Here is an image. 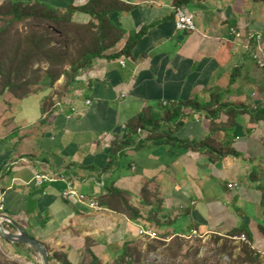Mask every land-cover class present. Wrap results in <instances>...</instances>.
<instances>
[{
    "label": "crops",
    "instance_id": "0c3cea01",
    "mask_svg": "<svg viewBox=\"0 0 264 264\" xmlns=\"http://www.w3.org/2000/svg\"><path fill=\"white\" fill-rule=\"evenodd\" d=\"M15 1L66 12L90 0ZM117 1L132 6L108 16L122 34L105 54L117 56L97 58L52 104L47 102L51 88L40 85L22 99L9 91L0 96V193L6 205L2 224L7 232L17 233L15 222L43 243L56 255L51 264H64L63 257L66 264H114L126 244L142 242L139 229L154 235L182 237L196 230L223 236L241 226L251 232L255 260L261 255L264 261L262 193L257 188L264 183V121L250 124L248 116L242 117L232 141L241 156L217 163L203 152L150 141L120 151L127 123L145 108L158 110L160 104L195 97L208 102L211 90L227 89L234 71L236 81L224 98L264 105V67L253 57L258 54L264 62V0H190L180 8L193 17L194 33L175 30L174 0ZM90 20L82 13L73 19L80 25ZM142 27L146 31L130 53L119 54ZM187 114L177 138L202 141L211 135L205 113ZM219 121H226L224 114ZM146 136L141 133L140 140ZM114 145L120 150L106 171ZM253 171L256 181L249 179ZM61 173L73 181L78 194L98 205L105 185L113 182L114 188L129 194L130 205L144 219L152 214L162 227L130 220L101 205L92 209L77 200L69 202L62 198L66 186L60 181L35 184L37 175ZM175 222L183 224L180 232L172 229ZM9 242L5 239L2 246L15 258L33 256L27 245ZM37 258L31 262L39 264Z\"/></svg>",
    "mask_w": 264,
    "mask_h": 264
},
{
    "label": "trees",
    "instance_id": "16d2710c",
    "mask_svg": "<svg viewBox=\"0 0 264 264\" xmlns=\"http://www.w3.org/2000/svg\"><path fill=\"white\" fill-rule=\"evenodd\" d=\"M189 1L174 0V8H180ZM130 9L132 6L117 0H90L86 6L70 7L66 12L58 11L42 3L27 4L15 0H4L0 6V96L9 91L16 99H22L34 92L35 86L42 87V84L48 82L45 88H52L61 77L65 80V86L71 87L76 77L88 70L97 58L117 56V54H105L122 34V31L115 28L108 16L113 12H126ZM78 13L88 14L91 17L87 25H80L73 21ZM145 31L146 27H142L134 37L128 38L119 54H129ZM43 65L46 68L39 69ZM236 76L237 73L234 71L227 89L211 90L208 102L201 103L193 98L188 101H179L176 104H160L158 110L145 108L127 123L128 135L121 142L122 149L113 146L110 154L111 160L105 170L108 171L113 165L112 156L117 155L119 150L123 151L131 146L139 148L148 141L155 146L168 145L167 147L176 149L203 152L208 155L211 163L220 162L229 156L240 157V153L232 147L234 129L244 116L249 117L250 124L264 121V105L249 107L223 102L224 94L235 83ZM51 99L52 97H47L49 104H52ZM188 110L193 113L204 112L206 118L210 120L211 135L202 141L182 140L175 136L188 117ZM221 114L227 117L226 121L218 122ZM140 132L147 134L143 140H140ZM214 134L217 135L213 137ZM257 178L255 171L249 175L252 181H256ZM257 188L262 193L261 206L264 214V183L259 184ZM99 205L117 211L130 220L144 219L140 211L130 205L129 194L114 188L113 182L105 185V194L99 198ZM144 220L147 223L153 222L156 227H162L152 214ZM9 227V229L15 228L14 226ZM262 232L264 234V229ZM229 233L227 236L229 239L242 234L246 236L248 242L240 246L244 248L247 256H250V244L253 241L250 230L246 226H241ZM0 241L4 242L5 239L0 236ZM186 241L177 236L167 247H163L161 239H153L148 248L155 250L161 246L165 248L164 253L170 252L175 258L184 255L187 259V251H184V248L188 246ZM9 243L12 245L11 242ZM18 245L25 246L24 244ZM141 246L142 242L126 244L124 251L115 259L114 264H141L143 257H146L142 255ZM55 258V254H50L51 262ZM62 262L66 264L64 257ZM178 263L181 264V262ZM185 263L190 262L187 259ZM191 263L196 264L194 258L191 259ZM0 264L21 263L6 259L0 246Z\"/></svg>",
    "mask_w": 264,
    "mask_h": 264
},
{
    "label": "rangeland",
    "instance_id": "374dc122",
    "mask_svg": "<svg viewBox=\"0 0 264 264\" xmlns=\"http://www.w3.org/2000/svg\"><path fill=\"white\" fill-rule=\"evenodd\" d=\"M260 4H261L260 1L255 2V5H257V6ZM43 66H41L39 69L46 68V66H44V67ZM64 81H65L64 78L61 77L59 80H57L53 84V87L51 88V93L49 95L50 98L52 97V99H53V97L54 98L56 97V99H59L60 97L64 96L67 93V91H65V90L68 89L69 87L65 86ZM47 84H48V82H46L44 85L42 84L41 86L47 87ZM209 100H210V97H209ZM198 102H199V100H198ZM223 102H229L232 104H241V105L249 106L246 103L239 102V101L233 102L231 100L228 101L225 98L223 99ZM249 107H252V106H249ZM198 113L204 114V112H198ZM141 133L142 132H140V135H141ZM164 146H168V145H164ZM99 208H100V206H99ZM245 209L249 210L250 207L245 206ZM181 225H183L181 222H175L172 225L173 226L172 229H176L177 231H179L180 230L179 227ZM142 230L153 234L148 229H142ZM194 231H196V230H194ZM183 233H188V231H184ZM229 234L230 233L223 235V236H218V235L205 236V235L197 232V234L192 236V237L185 235L182 237L179 236V238L182 240H187L186 242H187L188 246H186V248H184V251H187L186 253L188 254L187 259L190 262L189 264L193 263V262L191 263V259H193V258L195 259L196 264H260L261 262L262 263L264 262L263 260L260 259L261 255L256 257V258H258L257 260L260 259V263L257 260H255V258H254L255 253L252 252L251 246H250V250H249L250 256H247L248 254H246L244 252V250H243L244 248L240 246V245H242V243H239L238 241L233 240V238L236 236L231 238L233 241L231 239H229L227 237V236H229ZM159 235H161V237L165 238V240L161 239L163 241V244H164L163 247H167L169 245V243L171 241H173L178 236V235L177 236L173 235L172 233L156 234V235L153 234V237H150L149 235L142 234V236H141L142 237V255H146V257H143V261L141 262V264H150V263L151 264H171V263L175 264V262H177V264H179L178 262H181V264H187V263H185V261L187 259H185L184 255H181L180 258H177V257L175 258V256L170 254V252L164 253L165 248H163L161 246L157 247L155 250L148 248L151 244L150 241L153 239H157V236H159ZM2 244L3 243L0 241L2 253L6 257V259L11 260V261H17L21 264H28V263L34 264L31 262V259H32V257L38 255V254L34 255V253H33L34 251L33 252L30 251L31 252L30 254H33V256L30 255V257H28L29 260H22L21 258H17V257L15 258L14 256H12L9 253V251L7 249H5L4 246H2ZM37 259H39V261H41L39 256ZM35 263H37V262H35Z\"/></svg>",
    "mask_w": 264,
    "mask_h": 264
},
{
    "label": "built area",
    "instance_id": "2783aa9c",
    "mask_svg": "<svg viewBox=\"0 0 264 264\" xmlns=\"http://www.w3.org/2000/svg\"><path fill=\"white\" fill-rule=\"evenodd\" d=\"M174 11V20H175V30L177 32H193L194 31V21L193 17L188 14L187 10L184 8H173ZM195 32V31H194ZM193 32V33H194ZM252 37H249V42L252 40ZM256 40L260 41V37H256ZM249 45V44H248ZM247 45V49H248ZM254 59L257 60L258 65L263 68L264 67V62L260 59L261 57L258 56V54L253 55ZM88 104V101L86 102ZM35 184L39 187H42L46 184H51L55 182H62L65 184L66 188L62 193V198L71 202V201H79L80 203H83L87 205L89 208L92 209H99L98 203L94 199L87 198L84 195L78 194L74 188L73 181L69 179L65 174H40L37 175L34 178ZM230 188L235 187L232 184L229 186ZM5 204V199H4V194L0 193V222L3 223L4 221V212L6 210V205ZM194 232V231H192ZM144 234V235H149L150 237H153V234L148 233L142 229H139V235ZM1 236V233H0ZM242 239L245 240L244 235L242 234ZM248 242L247 240L245 243ZM29 264V263H28Z\"/></svg>",
    "mask_w": 264,
    "mask_h": 264
},
{
    "label": "water",
    "instance_id": "95a60500",
    "mask_svg": "<svg viewBox=\"0 0 264 264\" xmlns=\"http://www.w3.org/2000/svg\"><path fill=\"white\" fill-rule=\"evenodd\" d=\"M13 224L18 229L17 233L7 232L5 226L2 224V222H0L1 236L11 243H23L27 245L30 249L38 254L39 258L41 259L39 264H51L49 251L44 246V244L33 238L28 232H26L15 222H13Z\"/></svg>",
    "mask_w": 264,
    "mask_h": 264
},
{
    "label": "bare ground",
    "instance_id": "6f19581e",
    "mask_svg": "<svg viewBox=\"0 0 264 264\" xmlns=\"http://www.w3.org/2000/svg\"><path fill=\"white\" fill-rule=\"evenodd\" d=\"M173 21H174V26H175L174 11H173ZM195 30H196V28H195V24H194V31H195ZM194 31H193V32H194ZM193 32H184V33H193ZM3 222H4V221H3ZM0 232H1V231H0ZM196 234H197L196 231H194V232L191 231V234L188 235V236H189V237H192V236H194V235H196ZM241 236H242V235L237 236V237H234L233 240L238 241L239 243L244 244L245 241L247 240V238H246V236L244 235L245 240H243Z\"/></svg>",
    "mask_w": 264,
    "mask_h": 264
}]
</instances>
